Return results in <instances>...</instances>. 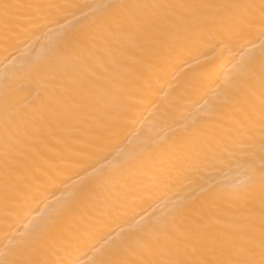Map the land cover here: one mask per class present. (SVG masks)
I'll use <instances>...</instances> for the list:
<instances>
[{
	"label": "snow or ice",
	"instance_id": "6c2138e0",
	"mask_svg": "<svg viewBox=\"0 0 264 264\" xmlns=\"http://www.w3.org/2000/svg\"><path fill=\"white\" fill-rule=\"evenodd\" d=\"M39 7L0 0L5 32L27 45L26 31L10 26L22 10ZM95 7L89 28L65 33L22 63L14 53L5 57L0 182L6 195L14 193L21 211L29 201L43 202L46 186L59 178L53 157L59 144L92 124L116 132L152 76L187 41L227 51L259 39L258 60L233 64L203 108L123 162L156 160L135 196L176 194L157 198V213L113 237L99 264H264V0H109ZM27 19L34 30L55 24L38 14ZM209 172L216 178L204 180ZM78 202L24 230L6 225L0 264H77L74 243L87 236L69 242L63 228Z\"/></svg>",
	"mask_w": 264,
	"mask_h": 264
},
{
	"label": "bare ground",
	"instance_id": "6f19581e",
	"mask_svg": "<svg viewBox=\"0 0 264 264\" xmlns=\"http://www.w3.org/2000/svg\"><path fill=\"white\" fill-rule=\"evenodd\" d=\"M11 2L42 7L22 10L18 25L10 26L26 31L27 45L20 44L12 31L6 33L0 20V72L10 53L22 63L57 45L65 33L89 28L98 12L95 6L109 0ZM37 14L55 21L54 26L32 29L27 17ZM260 53L259 39L254 46L233 44L227 51L223 46L214 48L191 40L184 43L180 54L169 59L163 71L152 76L150 88L138 97L135 112L120 123L116 132L109 134L103 124H92L85 126L77 138L69 137L59 144L53 153L59 166V178L46 186L43 202L29 201L21 211L14 193L9 191L6 195L0 182V244L6 225L13 230L27 229L31 222L46 220L54 211L63 210L78 199L64 223V237L74 243L78 237L87 236V242L74 243L73 258L77 264H99L106 259L113 237L131 229L136 220L157 213V198L166 200L176 194L175 190H159L151 200L135 196L136 189L146 179L147 168L156 160H138L127 166H122L123 162L138 153L146 140L171 135L219 90L233 64L249 58L258 60ZM101 137V145L91 148L90 144ZM215 178L216 174L209 172L203 179ZM121 205L125 206L123 211L114 210ZM98 221L103 224L96 228Z\"/></svg>",
	"mask_w": 264,
	"mask_h": 264
}]
</instances>
